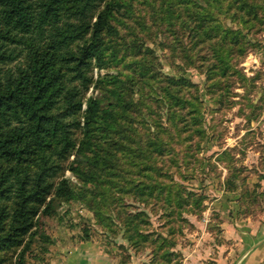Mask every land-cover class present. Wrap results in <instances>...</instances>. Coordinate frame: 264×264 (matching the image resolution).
Segmentation results:
<instances>
[{
    "label": "rangeland",
    "instance_id": "rangeland-1",
    "mask_svg": "<svg viewBox=\"0 0 264 264\" xmlns=\"http://www.w3.org/2000/svg\"><path fill=\"white\" fill-rule=\"evenodd\" d=\"M113 1L121 4L112 20L117 34L104 37L107 65L90 71L93 82L86 97L100 98L104 88H112L115 82L128 100L138 104L141 113H127L119 119L125 131L112 134L130 149L118 145L110 148L111 155L102 152L111 163L108 168H94L101 184L99 180L96 185L82 184L76 174L64 170L84 197L55 199L54 211L38 218L26 263L61 264L69 247L93 239L127 264H186L196 244L207 249L236 245L240 240L227 227L246 231L252 238L244 244L251 246L264 228V28L248 34L245 54L232 57L226 74L208 80L205 69L213 54L209 40H201L193 30L194 12L204 7L216 16V3ZM170 5L174 16L166 11ZM223 24L233 25L229 19ZM22 61L23 57L4 67L14 69ZM140 64L154 75L148 80L151 84L138 83ZM171 76L192 84L182 90L191 105L178 109L176 126L168 120L169 102L154 98L165 94L163 87ZM215 80L219 84L211 85ZM128 125L134 132L128 131ZM82 137V131L78 132V140ZM158 137L165 140L163 152L149 146L150 141L161 142ZM74 158L70 156L69 161ZM153 181L167 186L170 203L155 195L143 202L124 190L133 183ZM179 196L185 199L182 205L175 202ZM122 208L128 214L138 210L145 214V231L151 234L146 247L133 249L122 238ZM164 250L171 253L168 261L162 258Z\"/></svg>",
    "mask_w": 264,
    "mask_h": 264
},
{
    "label": "trees",
    "instance_id": "trees-1",
    "mask_svg": "<svg viewBox=\"0 0 264 264\" xmlns=\"http://www.w3.org/2000/svg\"><path fill=\"white\" fill-rule=\"evenodd\" d=\"M191 1L216 3V16L204 7L194 12L193 30L201 40H209L213 61L205 69L208 80L223 76L232 57L245 54L248 34L264 28V0H181ZM119 7L113 0H0V264H27L38 218L54 211L55 199L84 197L64 170L76 174L82 184L96 185L97 180L101 184L94 168L111 163L102 152L111 155L110 148L118 145L130 149L112 134L125 131L119 119L127 113H141L138 104L128 100L115 82L100 98L86 97L93 82L90 71L107 65L104 37L117 34L112 20ZM166 11L175 15L172 5ZM228 19L232 26L223 24ZM22 57L14 69L4 67ZM140 67L138 83L151 84L148 80L154 75L148 74L147 65ZM168 79L165 94L154 98L169 102L168 120L176 126L178 109L191 105L182 90L192 84L184 77ZM130 130L134 132L132 125ZM80 131L83 137L78 140ZM158 141L161 144L150 141L149 146L163 152L165 140ZM72 155L75 158L69 161ZM124 190L143 202L154 195L167 204L172 200L167 186L158 181L133 183ZM184 201L180 196L175 199L178 205ZM120 218L122 238L133 249L146 247L151 234L145 231L143 211L128 214L122 208ZM162 254L164 260L170 259L169 250Z\"/></svg>",
    "mask_w": 264,
    "mask_h": 264
},
{
    "label": "crops",
    "instance_id": "crops-1",
    "mask_svg": "<svg viewBox=\"0 0 264 264\" xmlns=\"http://www.w3.org/2000/svg\"><path fill=\"white\" fill-rule=\"evenodd\" d=\"M231 230L238 240L243 241L242 245L239 244V241L236 245L232 244L231 247L211 245L207 249L206 246L196 244L191 248L186 264H203L202 259L205 258L215 262L213 264H264V228L260 230L262 234L260 237L255 232L250 233L254 234V237H258L254 239L256 242L249 247H245L244 242H250L252 237L248 236L246 231H236L230 227L226 229L227 232H231ZM211 253L212 257H206ZM61 264H120V262L103 245L89 239L69 247Z\"/></svg>",
    "mask_w": 264,
    "mask_h": 264
}]
</instances>
